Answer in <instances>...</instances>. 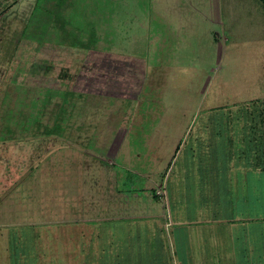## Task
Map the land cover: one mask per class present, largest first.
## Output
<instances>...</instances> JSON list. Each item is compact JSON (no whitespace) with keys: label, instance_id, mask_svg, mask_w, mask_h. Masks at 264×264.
Here are the masks:
<instances>
[{"label":"rangeland","instance_id":"obj_1","mask_svg":"<svg viewBox=\"0 0 264 264\" xmlns=\"http://www.w3.org/2000/svg\"><path fill=\"white\" fill-rule=\"evenodd\" d=\"M263 108L262 0H0V264H175L174 198L222 249L226 123Z\"/></svg>","mask_w":264,"mask_h":264},{"label":"crops","instance_id":"obj_2","mask_svg":"<svg viewBox=\"0 0 264 264\" xmlns=\"http://www.w3.org/2000/svg\"><path fill=\"white\" fill-rule=\"evenodd\" d=\"M250 115L251 117L246 123L240 119L235 121L232 126L229 122L226 123V127H236V130L234 133L233 130L227 129L224 156L226 159H237L238 164L231 168V163H229L223 168L222 171L226 169L228 172L225 183L226 188L229 189V197L225 203L226 212L222 214L218 209L219 202L212 203V207H215V214L208 215L210 224L207 225L208 236L210 239L211 237L215 238V240L209 239L208 244L211 247L223 244V248L208 252L207 247H204V240L199 243L193 242L194 234L197 236L202 232L203 226L200 222L203 220H199L196 215H192L194 220L192 217H188L183 212L185 204H181L180 198L178 200L174 198L171 201L174 207H171L172 213L167 219L169 225L166 228L169 231V246L172 247V250L169 249V254L171 258H174L175 264H200L198 258L205 264H264V250L260 252L256 249L253 235L251 236V233L248 232L253 228L258 229L259 221L264 220V215L259 211L257 213L246 211L247 208H251L250 200L253 199L251 197L249 199L251 194L249 195L246 191L249 181H252L249 175L255 172L264 173V113L258 114L259 116L255 119L251 113ZM195 157L196 155L192 151L190 160ZM229 167L232 171L230 173ZM211 181L215 184L217 179ZM258 192H261V189ZM180 193L181 189L177 188L179 197ZM196 195L192 194L193 202L196 201ZM166 222L165 219L163 223ZM225 227H227L226 231L223 230ZM218 228L223 230L220 231L222 235L219 237L217 231H214ZM204 249H206V254L203 253L205 259L199 256ZM192 256H196L198 261L194 262ZM208 256L209 260H207Z\"/></svg>","mask_w":264,"mask_h":264},{"label":"trees","instance_id":"obj_3","mask_svg":"<svg viewBox=\"0 0 264 264\" xmlns=\"http://www.w3.org/2000/svg\"><path fill=\"white\" fill-rule=\"evenodd\" d=\"M263 1V3H264V0H262Z\"/></svg>","mask_w":264,"mask_h":264}]
</instances>
